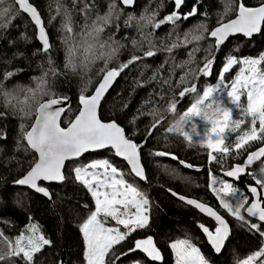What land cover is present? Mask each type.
<instances>
[{
    "label": "trees",
    "instance_id": "16d2710c",
    "mask_svg": "<svg viewBox=\"0 0 264 264\" xmlns=\"http://www.w3.org/2000/svg\"><path fill=\"white\" fill-rule=\"evenodd\" d=\"M29 1L37 8L44 21L52 45L51 51L48 53L42 51L36 27L30 18L20 11L18 5L13 4L14 17L6 21L5 28H0V84L7 87L18 81L28 83L43 76L51 67H55L58 74L47 76L51 79L52 93L55 97L68 96L71 105V111L67 110L62 120V127H68L69 122L79 114L81 109L79 96L84 94L90 97L104 75L101 71L104 68L103 62L96 64L86 80L68 72L64 67L66 56L64 32L61 28L65 18L64 11L70 13L73 26L79 31L85 23L86 15L90 21L97 15L108 14L112 6H115L112 11L118 19L107 28L106 35H111L122 42L124 48L118 60L107 65L108 69H111L118 68L132 55H142V52L149 48V42L144 40L130 19L132 14L136 17L155 14L154 23H158L175 10L174 0H136L133 9L125 8L120 0H75V3L74 0ZM241 2L246 7H259L264 0H185L179 9L181 19L174 25L166 22L159 28L153 26L148 28L151 42L155 45V55L143 58L125 69L104 100L100 109L101 120L116 121L124 127L127 136L134 142L144 143L141 158L147 181L143 182L128 174L129 167L126 163L120 161L112 150H107L69 162L65 168L67 179L62 184H43L53 193L51 202L36 192L14 185L13 181L26 174L37 158V154L28 148L23 138L24 132L29 131L34 124L36 112L24 117L0 103V113L5 114L0 118V134L6 132L7 136L6 139H0V231L5 237L14 239L30 223V217L32 221L38 223L53 243L36 254L35 264H60L64 251L66 252L64 264H85L84 242L79 224L86 218L89 210H94V200L82 185L74 181L71 168L73 164L78 166L87 160L101 157L110 158L126 171L129 182H134L150 200V226L134 232L122 244L115 246V250L124 252L133 246L132 241L152 236L163 255L162 262H154L144 253L137 251L123 257L117 264H129L132 260H140L142 264H173L174 254L170 243L177 239H191L210 264H237L264 246V240L258 234L250 233L241 227L240 223L220 206L217 196L209 187L210 170L217 180L228 181L221 173L235 164H242L250 152L264 145V141H252L240 150L239 156L233 151L224 161L210 163L208 152L211 150L197 143V140L204 138L207 131L204 119L189 120L186 124V129L194 136L191 146L184 137L167 132V128L175 123L179 115H182L195 99L196 94L179 97V92L184 87H190L195 83L197 92L202 94L205 86L218 82L219 73L228 55H234L239 60L245 57L258 58L264 53V26L258 35L250 39L243 36L232 37L218 51L215 49V41L211 38L210 32L234 20L238 16ZM85 5H88L87 9ZM194 5L197 7L196 15L185 20L183 14L191 11ZM201 24L205 26L203 39L185 41L187 31L193 29L199 31ZM174 43L177 46L172 52H168L167 48ZM209 45L212 46L211 49ZM49 56L52 59L51 65L48 63ZM212 56L215 59L211 75H194L203 67L204 58ZM241 67L239 63L234 65L226 77L227 81L231 77L232 83ZM262 68L264 69V63ZM9 71L14 75L5 78ZM181 77H184L187 83H181ZM173 97L176 99L177 108L175 112H169L167 109ZM50 98L52 97H44V102ZM219 100L225 103L223 98ZM158 151L174 154L179 159L154 155ZM179 160L193 165V168L181 165ZM262 165L263 163L257 165L253 172H258ZM253 183L251 176L248 175L233 185L247 195L246 186ZM167 189H172L186 198L204 202L224 216L232 234L221 253L214 252L203 232L197 227V222H202L210 228H214L215 223L187 206ZM84 204L88 205L87 209L83 207ZM16 264L23 262L16 258Z\"/></svg>",
    "mask_w": 264,
    "mask_h": 264
},
{
    "label": "snow or ice",
    "instance_id": "6c2138e0",
    "mask_svg": "<svg viewBox=\"0 0 264 264\" xmlns=\"http://www.w3.org/2000/svg\"><path fill=\"white\" fill-rule=\"evenodd\" d=\"M122 2L125 5H131L134 0H122ZM184 3L185 0H174L175 10L158 23H154L155 14L142 18H146L154 28H159L166 22H171L174 25L181 19L179 9ZM13 4H18L19 9L29 14L32 21L38 26V38L42 42V51L48 53L52 45L37 8L29 0H0V28H5L6 21H10L14 17ZM87 7L88 5H85V9ZM114 7L113 5L112 9ZM112 9L108 14L97 15L96 18L107 20L113 15ZM196 13L197 7L194 5L191 11L183 14V18L187 20L189 16H194ZM63 15L65 18L61 25L62 31H71L72 17L67 10ZM88 21L89 16L86 15L83 25L85 28L88 26ZM262 25H264V3H261L259 7H246L241 2L238 8V17L227 24L216 27L210 32V36L215 38V49L218 51L230 35L242 33L245 37L251 38L253 34L261 31ZM204 27L203 24L199 26L200 29H204ZM187 35L185 34V41L188 40ZM202 39L201 35L192 37V40L195 41ZM133 43L135 44V41ZM176 46L175 43L172 44L167 48V51L172 52ZM209 48L211 49L212 46L209 45ZM154 49L155 45L150 41L148 50L143 51L142 55H132L118 68L108 69L107 65H104V68L101 69L104 72L102 81L90 97L84 94L79 96V104L82 107L74 120L69 122L68 127H61L60 119L66 109L71 111L70 98L68 96L55 97L52 92H49L48 96L52 98L39 104L34 124L29 131L23 134L28 148L38 154L37 158L26 174L14 180L13 184L26 186L51 202L53 193L39 182L63 183L67 179L65 175L66 161L75 162L87 152L104 149L112 150L116 157L127 162L128 174L147 181L148 177L141 163V149L144 147V143H136L126 136L124 127L116 121L103 122L98 114V109L114 80L133 63L143 58L153 57ZM214 59V56L212 58L205 57L203 67L199 69L198 74L194 75L210 76ZM48 63L52 64L50 56ZM237 63L242 67L236 78L228 85L225 83L224 74ZM262 63H264V53L258 58L245 57L239 60L234 55H228L226 63L219 73L220 83L205 86L202 94L197 92L195 83L190 87H184L179 92V97H184L185 94H196L195 99L191 106L182 115H179L175 123L167 128V132L184 137L191 146L194 136L186 129V124L193 117H202L210 127L205 132L204 138L197 140V143L211 150L208 152L210 163L224 161L233 151L236 156H239L240 150L244 149L250 141H264V69L260 67ZM68 66L67 63L64 65L65 68ZM57 74L56 68L51 67L43 76L37 78L38 90L42 89L45 77ZM13 75L14 73L9 71L5 78ZM181 83H187L184 77H181ZM221 85L228 87V96L231 98L232 104L240 110L239 118H234L232 108L226 107L216 98ZM27 91L32 92L31 89ZM242 96L247 98L246 105L241 104ZM176 108L177 102L173 97L167 110L175 112ZM4 116V113H0V118ZM249 117L251 118V127L236 136L234 141L226 143ZM257 121L259 128L256 127ZM148 134L150 135L151 132ZM6 138V132L0 134V139ZM213 153L218 155H213ZM154 155L179 159L174 154L163 151L155 152ZM262 158H264V147L250 152L243 164H235L230 169L223 171L224 176L233 178L235 181H239L241 175L251 176L254 183L246 186L247 191L251 194V202L243 190L234 187L233 183L224 180L218 181L217 177L212 175L211 170L209 171L211 178L209 187L217 196L220 206L235 218L241 227L246 228L250 233L258 234L264 240V168H261L259 173L248 171L256 161L264 163ZM179 163L190 169L193 168V165L186 164L184 160H179ZM71 172L74 181L82 185L94 200V210H89L86 218L79 224V231L84 242L85 264H117L123 257L137 251L144 253L154 262L163 261V255L152 236L132 241L133 246L124 252L115 250L116 245L122 244L134 232L150 226L148 195L140 190L134 182H129L125 178L128 174L107 158L97 159L86 165L73 164ZM217 184L219 187H216ZM167 191L215 221L214 228H210L202 222H197V227L203 232L214 252L221 253L225 242L232 234L230 225L224 216L204 202L186 198L172 189H167ZM83 207L87 209L88 205L84 204ZM253 219L257 222H253ZM110 220L114 221L116 226H107ZM121 225L124 231H121L119 227ZM52 243L53 241L46 236L41 226L32 221L30 217V223L14 239L5 237L0 231V262L16 264V258H19L23 264H35L36 254L40 253L45 246H51ZM170 248L176 257V264H210L201 249L191 239H177L170 243ZM129 264H142V261L132 260ZM237 264H264V246L248 255L246 259L238 261Z\"/></svg>",
    "mask_w": 264,
    "mask_h": 264
},
{
    "label": "clouds",
    "instance_id": "9594fccd",
    "mask_svg": "<svg viewBox=\"0 0 264 264\" xmlns=\"http://www.w3.org/2000/svg\"><path fill=\"white\" fill-rule=\"evenodd\" d=\"M106 15V14H105ZM103 16V15H101ZM147 15L136 17L132 14L131 20L137 30L142 34L144 40L150 42L151 34L148 28ZM118 16L113 14L107 20H98L96 17L88 22L85 28L82 26L76 31L71 21V31L64 32L63 43L66 56V69L79 77L86 78L90 75L96 64L103 62L104 65L118 60L124 45L111 35H106L107 28L116 22ZM187 39L192 40L193 36H203V29L199 31L188 30ZM185 38V36H184ZM74 66V67H73ZM42 89L38 90L37 80L25 83L18 81L11 86L0 84V103L14 111L17 115L28 117L44 102V97L52 92L50 77L44 78ZM31 89L32 92L27 90ZM43 93V94H42Z\"/></svg>",
    "mask_w": 264,
    "mask_h": 264
},
{
    "label": "water",
    "instance_id": "95a60500",
    "mask_svg": "<svg viewBox=\"0 0 264 264\" xmlns=\"http://www.w3.org/2000/svg\"><path fill=\"white\" fill-rule=\"evenodd\" d=\"M30 2V1H29ZM120 2H121V4L125 7V8H127V9H133L134 7H135V4H136V0H134V3L133 4H131V5H125V4H123V2H122V0H120ZM18 5V4H17ZM20 11L22 12V13H24L25 15H27L29 18H30V20L32 21V19H31V17H30V15L29 14H27V13H25V12H23V10H21L20 9ZM39 12V11H38ZM40 14V13H39ZM40 17H41V15H40ZM238 17V16H237ZM236 17V18H237ZM235 18V19H236ZM41 19H42V17H41ZM42 21H43V19H42ZM32 23L34 24V26L36 27V29H37V39H38V41L40 42V44L42 45V42L39 40V31H38V26L34 23V21H32ZM229 23V22H228ZM43 24H44V21H43ZM227 24V23H226ZM263 26L264 25H262V28H261V31H262V29H263ZM44 27H45V24H44ZM46 30V29H45ZM260 31V32H261ZM259 32V33H260ZM46 33H47V31H46ZM259 33H255V34H253V36H255V35H258ZM47 35H48V33H47ZM237 36H243V37H245L242 33H235V34H232V35H230L229 37H228V39L224 42V44L223 45H225L232 37H237ZM252 36V37H253ZM251 37V38H252ZM48 38H49V35H48ZM212 38V37H211ZM246 38H248V37H246ZM214 41H215V38H212ZM250 39V38H249ZM49 42H50V39H49ZM223 45H221V46H223ZM220 46V47H221ZM51 51V48L49 49V52ZM122 74H123V72L121 73V75L120 76H118L115 80H114V82L112 83V85H111V87L108 89V91L105 93V96H104V98L101 100V103H100V107H99V109H98V114H99V116H100V109H101V106H102V104H103V102H104V100L106 99V97L111 93V91L113 90V88H114V86L116 85V83H117V81L120 79V77L122 76ZM94 94V93H93ZM92 94V95H93ZM66 104L68 103L67 101L65 102ZM81 106V105H80ZM82 107V106H81ZM66 111H67V109H66ZM66 111H65V113H66ZM65 113H63L62 114V116H61V119H60V123H61V127H62V120H63V118H64V116H65ZM104 122V121H103ZM125 134H126V131H125ZM126 136H127V134H126ZM107 150H110V149H104V150H99V151H90V152H87V153H85V154H83L79 159H81V158H83V157H85V156H89V155H91V154H95V153H99V152H103V151H107ZM258 150V149H257ZM257 150H255V151H257ZM34 151V150H33ZM37 154V153H36ZM38 155V154H37ZM120 161H122V162H124V163H126V165H127V162L126 161H124L122 158H120V157H117ZM78 159V160H79ZM262 159H264V158H262ZM246 160V159H245ZM69 162H72V161H66L65 162V168H66V166H67V164L69 163ZM141 163H142V165L144 166V164H143V161H142V158H141ZM244 163V162H243ZM242 163V164H243ZM262 162L261 161H256L253 165H251L250 167H249V169H248V171H252L257 165H259V164H261ZM128 166V165H127ZM129 167V166H128ZM144 169H145V167H144ZM145 172H146V170H145ZM222 174V176H224L223 175V172L221 173ZM248 175H241V177H240V179H239V181H235L233 178H229V177H226V176H224V178L226 179V180H228V181H230V182H233V183H239V182H241V180L243 179V178H245V177H247ZM138 179V178H137ZM140 180V179H139ZM141 181H143L144 182V180H141ZM40 184H44V185H52V184H62V183H58V182H45V181H40L39 182ZM21 187H23V188H27V189H29V190H31L30 188H28V187H26V186H21ZM31 191H33V192H35L34 190H31ZM248 192V191H247ZM37 194H39V193H37ZM248 194L251 196V194L248 192ZM40 196H42L41 194H39ZM43 197V196H42ZM45 198V197H44ZM47 199V198H46ZM185 204H186V202H184ZM187 205V204H186ZM187 206H189V207H191V208H193L194 210H196L200 215H202V216H204L205 218H207V219H209V220H211V221H213L214 223H215V221L214 220H212V218H210V217H207L206 215H204V214H202V213H200L199 212V210L198 209H196L194 206H190V205H187ZM215 210V209H214ZM253 221L254 222H257V221H255V219H253ZM227 242V241H226ZM226 242H225V245H226ZM225 245H224V247H225ZM65 261H66V252L64 251L63 252V255H62V261H61V263L60 264H64L65 263Z\"/></svg>",
    "mask_w": 264,
    "mask_h": 264
},
{
    "label": "rangeland",
    "instance_id": "374dc122",
    "mask_svg": "<svg viewBox=\"0 0 264 264\" xmlns=\"http://www.w3.org/2000/svg\"><path fill=\"white\" fill-rule=\"evenodd\" d=\"M262 64H263V63H262ZM262 64L260 65L261 68H262ZM262 69H263V68H262ZM231 70H232V68H231L227 73L224 74V77H225V83L228 84V85H230V83H231V82H230V81H231V77L229 78V81H227L226 77H227L228 74H230ZM218 83H220L219 80H218V82H217L216 84H218ZM228 91H229V89H228L227 86H225V85H221V88L218 90V92H217V94H216V98H217L218 100H219L220 98H223L224 101H225V103H223V104H224L226 107L232 108L234 118H239L240 110H239L238 108H236V107L232 104L231 98L228 96ZM246 102H247V98H246V96H242V97H241V104L246 105ZM202 119H203L202 117H193L191 120L199 121V120H202ZM191 120H190V121H191ZM205 122H206V126H205V128L208 129V128L210 127V125H209V123H208L207 121H205ZM250 127H251V118L249 117V118L245 119L244 123L240 126V129H239L237 132L233 133V134L231 135V137H230V140H229V141H226V143H228V142H230V141H234L236 136L242 134L244 131L248 130ZM256 127L259 128V122H258V121H257ZM250 142H252V141H250ZM250 142H249V143H250ZM105 158H106V157H101V158H97V159H105ZM97 159H90V160H87L86 163H84V164L86 165V164L90 163L91 161H94V160H97ZM107 159H109V160L112 162V160H111L110 158L107 157ZM112 163H114V162H112ZM114 164H115L118 168H120L116 163H114ZM262 168H264V163H263V165H262ZM120 169H121V168H120ZM254 169H255V168H254ZM254 169H253V170H254ZM121 170H122V169H121ZM253 170H252V172H253ZM259 170H260V169H259ZM259 170H258V172H253V173H259ZM123 171H124V170H123ZM124 172L127 174L126 171H124ZM125 178H126V177H125ZM126 179H127V178H126ZM219 180H221V179H218V181H219ZM226 182H229V181H226ZM230 183H232V182H230ZM233 186H234V185H233ZM217 187H219V184H218ZM247 195L249 196L248 192H247ZM249 198H250V197H249ZM224 210H225V209H224ZM225 211H226V210H225ZM107 226H116V225H115V222H114V221H111V220H110ZM119 227H120L121 231H124V228H123L122 225L119 226ZM116 246H117V245H116ZM173 254H174V253H173ZM106 260H107V258H106ZM173 264H176V257H175V255H174V263H173Z\"/></svg>",
    "mask_w": 264,
    "mask_h": 264
},
{
    "label": "flooded vegetation",
    "instance_id": "af4514ba",
    "mask_svg": "<svg viewBox=\"0 0 264 264\" xmlns=\"http://www.w3.org/2000/svg\"><path fill=\"white\" fill-rule=\"evenodd\" d=\"M260 147H264V145H262V146H260ZM259 147V148H260ZM259 148H257V149H259ZM233 183V182H232ZM249 197H250V201L249 202H251V196L249 195ZM254 222V221H253Z\"/></svg>",
    "mask_w": 264,
    "mask_h": 264
}]
</instances>
